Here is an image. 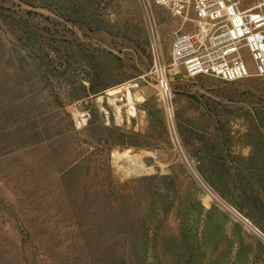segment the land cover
<instances>
[{"label":"rangeland","instance_id":"obj_1","mask_svg":"<svg viewBox=\"0 0 264 264\" xmlns=\"http://www.w3.org/2000/svg\"><path fill=\"white\" fill-rule=\"evenodd\" d=\"M148 3L0 0V264H264V78L177 75L172 125Z\"/></svg>","mask_w":264,"mask_h":264},{"label":"built area","instance_id":"obj_2","mask_svg":"<svg viewBox=\"0 0 264 264\" xmlns=\"http://www.w3.org/2000/svg\"><path fill=\"white\" fill-rule=\"evenodd\" d=\"M151 1L167 9L180 22L174 33L170 61L166 64L158 51L155 23L149 17L156 80L172 125L171 79L177 75L240 82L251 75L245 58L248 52L255 63L256 74L264 78V0ZM143 3L149 13L148 0ZM235 213L248 226L249 220Z\"/></svg>","mask_w":264,"mask_h":264},{"label":"bare ground","instance_id":"obj_3","mask_svg":"<svg viewBox=\"0 0 264 264\" xmlns=\"http://www.w3.org/2000/svg\"><path fill=\"white\" fill-rule=\"evenodd\" d=\"M150 14V13H149ZM251 76V75H250ZM216 197V196H215ZM219 199V198H218ZM219 201H220V199H219ZM221 203L225 206V207H227L228 209H229V206L225 203V202H222L221 201ZM231 209V208H230ZM232 210V209H231ZM247 225L254 231V232H256L257 234H259L260 236H261V234H260V232L257 230V228H255L249 221H247Z\"/></svg>","mask_w":264,"mask_h":264}]
</instances>
